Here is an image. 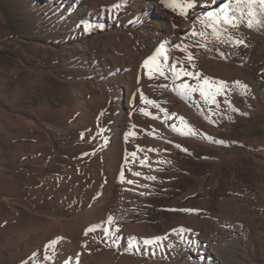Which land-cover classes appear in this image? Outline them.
Wrapping results in <instances>:
<instances>
[{
	"label": "rangeland",
	"instance_id": "1",
	"mask_svg": "<svg viewBox=\"0 0 264 264\" xmlns=\"http://www.w3.org/2000/svg\"><path fill=\"white\" fill-rule=\"evenodd\" d=\"M256 10L261 23L252 28L244 6L234 14L238 27L217 26L219 39L208 20L197 35L183 36L173 65L194 75L177 79L167 70L171 88L141 102L134 121L150 132L136 129L123 141L136 154L131 166L113 145L121 102L103 68L114 41L107 21L88 18L81 0H0V264H147L149 256L187 264L172 256L177 237L186 250L191 237L211 240L221 262L243 264V250L212 229L219 219L235 221V199L243 217L236 226L250 238L242 244L253 247L254 264H264V11ZM158 63L161 69L165 59ZM205 77L226 82L215 102L200 94ZM185 82L197 90L182 91ZM189 128L194 135L185 134ZM108 195L110 213L102 204ZM45 229L54 248L43 241Z\"/></svg>",
	"mask_w": 264,
	"mask_h": 264
},
{
	"label": "bare ground",
	"instance_id": "2",
	"mask_svg": "<svg viewBox=\"0 0 264 264\" xmlns=\"http://www.w3.org/2000/svg\"><path fill=\"white\" fill-rule=\"evenodd\" d=\"M81 1L85 4L84 13L88 18L91 17L93 20H98L100 22H105L104 20L107 21L108 32L105 35L114 39V41H110V46L108 47L109 52L104 60L103 68L108 82L113 87L121 102V109L113 127V145L115 148H118V151L123 150V154H128V152H125L126 148L122 143L134 130L137 129L140 133L150 132V127L147 123L141 122L137 124V122L134 121V113L140 110L141 102L144 100L153 101L156 99L157 91H165L171 88L169 84L171 72L167 70H172L173 62L181 58L179 49L180 45L185 40L183 36L190 37L193 32L197 31V26L199 27L202 25L201 21L207 20L208 12H215L221 16L223 14L221 9L224 4L230 5L228 11L233 15L240 14L244 8V5H238L236 0H231V2L230 0H216L215 3H211L210 0H197V7L193 9L184 7L185 0ZM104 10L107 12L106 16L102 15ZM121 12H123V16H125L124 19L120 17ZM120 37L126 39L123 41ZM115 38H119V40L115 41ZM161 46H163L166 54L165 64H163L161 68L164 75L161 76L157 72L156 74H151L152 78L145 77L144 70L146 68L145 65L143 67L142 62L152 57ZM172 73L174 74L173 71ZM145 86H151V89H145ZM199 103L200 99L197 97L195 105L193 104L192 107L193 115L195 114L198 124L201 123L199 116L200 111L198 110ZM182 112L184 113V108L176 110L178 115L183 114ZM152 114L154 119L157 117V114H159V111H154ZM153 121L154 120H151L149 122L153 124ZM131 153L132 152L126 156L130 158L132 155ZM131 158L126 159L125 157L126 162L132 166L134 160ZM120 159L121 161L123 160L122 157ZM113 173L116 174L117 171ZM112 180L111 186L115 183L114 179ZM112 189L113 186L110 187L108 194L112 195ZM259 193L263 195L264 183L260 185ZM110 195H108V199H104V201H106L102 203L107 206L106 209L108 213L114 208L111 203L113 199ZM233 205L235 221L228 222L219 219L213 222L212 229L223 232L228 241L233 243L239 250H243V264H254L253 260L250 258L253 247L249 248L242 244V240L247 244L250 238L246 230L236 226V224L243 219L240 212L242 205L236 199ZM226 225H233L235 232L227 230L225 228ZM247 228H249V225H247ZM42 238L44 243L50 241L51 238L48 229L44 230ZM258 239L260 240L258 233H254L252 240L256 242ZM173 242H175L177 249L173 252L172 256L183 259L187 264H225L219 260L216 254L217 246L211 240L205 241L202 245L197 243L196 238L191 237L190 240H185L188 250L181 249L180 247V243L184 242L183 239L177 237ZM149 257V260L146 262L147 264H157L156 258L154 259L152 256ZM72 262L73 261L62 260L56 262L50 261L49 263L45 262V264H73ZM167 262L169 263L171 260L168 259ZM130 264H140V262L134 260V262H130Z\"/></svg>",
	"mask_w": 264,
	"mask_h": 264
},
{
	"label": "snow or ice",
	"instance_id": "3",
	"mask_svg": "<svg viewBox=\"0 0 264 264\" xmlns=\"http://www.w3.org/2000/svg\"><path fill=\"white\" fill-rule=\"evenodd\" d=\"M211 3H215L216 0H210ZM231 2V0H230ZM236 3L239 4H243L246 8H247V16H248V20H247V27L248 28H252L253 24H260L261 21L259 19H257V10H256V6H259V9L261 11H264V0H236ZM229 4H224L222 6L221 11L223 13H227L229 10ZM184 7H186L187 9H193L195 7H197V0H185V4ZM237 19V17L235 15H233L231 17V19H229V17L227 15H224L223 20L220 19V16L215 13V12H208L207 13V27L209 29H211L212 33L217 37V39H219L220 37V32L218 29V25H220L221 23L225 24V25H231L232 27H238L239 25H237L236 23H234V21ZM201 23H204V21H201ZM91 26H86L85 30L88 31L90 30ZM193 36L197 35V33L193 32L192 33ZM201 36L204 35V33H200ZM235 43L237 45L243 44V40H237L235 41ZM201 47H206V45H200ZM179 47V46H177ZM158 58H162V59H166V54L164 52V48L163 46H161L160 48L157 49L156 53L150 57L148 60L145 61V67L148 68L149 65H151L152 67L149 68V78H152V71L155 70V72H158L159 75L163 76L164 72L160 69L159 67V63H158ZM187 59L189 62H191L193 60V56L191 53L188 54ZM172 71L175 73L177 79L181 78V77H192L194 74L190 71H187L184 68H179L177 69L175 67V65L172 66ZM197 77L200 76L199 73L196 74ZM238 86L244 87L245 89L247 88L246 85H241V83L239 81L235 82ZM224 87H226V82L225 81H218V82H213L211 81L209 78L205 77L202 79V86L200 87V94L202 96H207L208 94L212 95L213 98V102H215V95L220 94ZM180 88L182 91H188V92H195L197 89L193 88L191 85H189L187 82L183 83L182 85H180ZM149 113L145 112V115H148ZM181 120H183V118L181 117ZM185 134H192L194 135L195 133L191 130V128H189L188 133ZM131 135H135V133H131ZM218 143H223V141H219ZM135 153H132V156L135 157ZM138 175V173H137ZM151 179H155L154 177H151ZM186 211H193V210H186ZM113 222V218L109 217L108 218V223L111 224ZM94 228H89L85 231V235H87L88 232L94 231ZM117 231H119V228H117ZM58 243V241H50L49 245L47 247L49 248H54L55 245ZM145 244H152L154 243V240H145L144 241Z\"/></svg>",
	"mask_w": 264,
	"mask_h": 264
}]
</instances>
